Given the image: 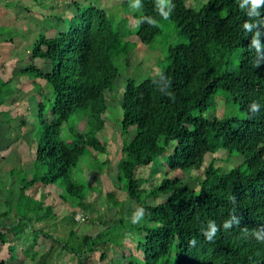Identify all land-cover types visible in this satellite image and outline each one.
<instances>
[{
    "label": "trees",
    "instance_id": "obj_1",
    "mask_svg": "<svg viewBox=\"0 0 264 264\" xmlns=\"http://www.w3.org/2000/svg\"><path fill=\"white\" fill-rule=\"evenodd\" d=\"M194 2L169 0L164 6L160 0H137L134 18L141 43L151 45L162 33L163 21L174 22L178 33L188 38V44L170 47L163 71L140 83L128 78L119 103L122 133L130 140L121 150L124 159L117 181L135 201L137 222L127 225L129 220L120 217L94 237L78 236L71 229L66 241L32 227L33 221L54 215L55 205L37 200L23 206L26 191L37 183H59L63 187L59 197L89 209L82 201L90 181L78 179V174L76 178L74 170L87 153L107 152L103 137L110 107L107 95L119 80L114 51L129 31L92 0L88 4L69 0L64 6L72 10L59 15L48 5L51 10L45 18L51 29L60 30L51 36L37 32L29 63L18 72L33 80L39 96L18 122L27 131L30 128L36 150L30 178L23 168L11 169L19 183L18 220L8 225L0 221V250L7 245L9 254L0 264L14 261L18 243L27 237L36 244L39 237L50 241L48 251L33 248L28 254L25 249L34 264H49L59 248L85 264L84 257L100 245V264H112L109 245L120 246L128 237L137 238L141 257L123 248V260L114 264H264V2L207 0L199 8ZM122 6L126 8L128 0ZM234 59L238 65L231 68ZM0 80L1 109L13 88L10 80ZM221 92L243 111V118L204 117L216 108L215 96ZM75 115L79 120L68 129L71 138L64 139L62 127ZM220 151L229 157L237 154L242 161L224 172L214 162L206 165V156ZM166 154L167 161L161 160ZM109 160L106 156L98 163L94 158L89 167L104 166ZM159 162L166 165L165 173L146 190L147 179L136 171L140 167L156 171ZM199 170L203 175L197 176L194 187L186 174L196 180L192 173ZM162 195L161 202L148 203ZM107 199L121 208L115 193H108ZM70 219L73 225L78 223L75 215Z\"/></svg>",
    "mask_w": 264,
    "mask_h": 264
},
{
    "label": "rangeland",
    "instance_id": "obj_2",
    "mask_svg": "<svg viewBox=\"0 0 264 264\" xmlns=\"http://www.w3.org/2000/svg\"><path fill=\"white\" fill-rule=\"evenodd\" d=\"M78 1L81 4L90 2V0ZM92 1L100 4L116 24H120L123 28L126 24L129 34L126 41L121 42L120 39L118 40V49L114 51V62L119 69V80L117 78L118 81L117 84L115 82V88L107 95L110 107L107 111V125L103 133L107 143V152L105 154L97 152L87 153L89 155L84 156L79 167L74 170L76 178L78 174V179L91 182L87 185V195L82 201L89 205V209L83 210L78 207V204L75 205L76 202L73 200L74 204L71 200L66 201L67 199L63 200L59 197L63 194V187L59 183L48 186L41 183L35 184L27 189L28 200L23 202V206L30 204L31 201L37 202V200L43 201L45 206L53 203L55 205L54 215L49 216L48 220L33 221L32 227H37V229L65 241L68 239L71 229H74L78 236L90 235L94 237L100 231L111 226L120 217L129 220L127 225H130V221L137 222L134 216L135 201L128 198V194L117 181L118 165L124 159V153L121 150L124 144L130 140L129 135L122 133L119 103L128 78H133L136 83H140L148 77L158 74L168 65L170 47L178 44H188V38L179 34L176 24L170 21L160 23L162 33L151 45L141 43L136 36L138 25L134 18L138 7L137 0H128L126 8L122 6L125 0ZM160 1L164 6L169 4V0ZM191 1H195L193 6H198L196 8H199L207 0ZM68 2L69 0H0V77L2 80H10L13 88V94L7 98L5 105L0 109V122L5 123L0 126V221L7 225L18 220L16 207L19 196V183L18 177L12 175L11 169L14 167H17L18 170L23 168L30 178L33 174V160L36 150V144H34L33 136L29 131L30 128L27 131L28 127H21L18 122L22 115L29 113L34 100H37L39 96L33 91V80L18 75V72L21 67L29 63L31 46L37 38V32H44L46 35L51 36L60 30L51 29L50 20L45 18L50 13V7L53 8V14L59 15L64 11L72 10L69 6H64ZM44 5L46 6L44 7ZM26 8L31 13L27 12ZM62 27L60 26L61 29ZM11 39H13V42H11ZM5 40L8 43L4 42ZM124 51L129 52L127 56L121 54ZM41 64L42 62L39 60L38 65ZM236 65H238V61L234 59L230 67L235 68ZM36 81L45 86L43 81L38 79ZM117 105L119 108H115ZM215 107V109L205 112L204 117L210 119L215 114L219 118L230 116L244 117L243 111L238 106L226 101L224 92L215 96ZM10 118L14 121L12 122L13 124L7 122ZM78 120L79 117L75 115L63 125L62 136L64 139L71 138L68 129L77 123ZM134 133L135 130L131 132V135ZM168 152H171V149ZM106 156L110 157L108 164L100 167L98 163L105 161ZM94 158L98 163L94 168H90L91 166L89 167V165H92ZM162 159L167 161V154L162 156ZM240 160L242 161V157L237 154L229 157L220 151L214 155H207L206 165L214 162V165L221 167L224 172L237 166ZM165 167L166 165L160 162L156 167V171H152L153 167H140L136 171V175L139 178L147 179L148 183L143 187L148 190L151 186L160 182L162 174L165 173ZM192 175L196 177V180L189 178L191 177L190 173L186 174V177L187 181L195 187L197 185V176H202L203 170L192 173ZM108 193H115L116 198L119 197L121 199L122 206L120 209L108 201ZM163 199H165V196L162 195L156 200L153 198L148 199V203L155 204ZM118 210H120L121 214H119ZM44 212L45 209H42L38 214L42 216ZM1 213H5L6 216L1 215ZM72 215H75V220L78 221L74 225L70 219ZM27 233L31 234L32 231ZM136 241L137 238L128 237L124 239L120 245L121 247L110 244L107 255L112 264L119 259L123 260V248H128L134 255L141 257ZM49 245L50 241L43 240V237H39L37 244L32 241L31 237H27L24 242L18 243L17 258L14 261L9 260V264H34L25 253V249L30 254L33 248L39 251H48ZM100 246L97 251L84 257L83 261L85 264H100ZM8 256L7 245H5L0 250V259H8ZM52 257L49 264H78L75 255L61 248L56 250Z\"/></svg>",
    "mask_w": 264,
    "mask_h": 264
},
{
    "label": "clouds",
    "instance_id": "obj_3",
    "mask_svg": "<svg viewBox=\"0 0 264 264\" xmlns=\"http://www.w3.org/2000/svg\"><path fill=\"white\" fill-rule=\"evenodd\" d=\"M261 2H264V0H253V4H256V5L260 4ZM166 18H167V14L165 13L164 19H166ZM255 107H257V106L253 105V108H255Z\"/></svg>",
    "mask_w": 264,
    "mask_h": 264
}]
</instances>
